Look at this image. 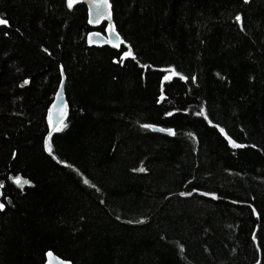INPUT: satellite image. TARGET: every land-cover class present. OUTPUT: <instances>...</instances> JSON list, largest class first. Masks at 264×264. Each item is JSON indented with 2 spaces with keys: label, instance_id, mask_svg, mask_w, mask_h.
<instances>
[{
  "label": "trees",
  "instance_id": "16d2710c",
  "mask_svg": "<svg viewBox=\"0 0 264 264\" xmlns=\"http://www.w3.org/2000/svg\"><path fill=\"white\" fill-rule=\"evenodd\" d=\"M110 2L0 0V264H264V0Z\"/></svg>",
  "mask_w": 264,
  "mask_h": 264
},
{
  "label": "water",
  "instance_id": "95a60500",
  "mask_svg": "<svg viewBox=\"0 0 264 264\" xmlns=\"http://www.w3.org/2000/svg\"><path fill=\"white\" fill-rule=\"evenodd\" d=\"M99 3H101V0H74V3H73V5L84 4L86 6L87 11H88V20L91 18L94 21L91 24L89 23L90 26L93 28V30L90 31L89 33H99V35H94L91 37L89 36V33H88L87 38H86L87 45L89 47L109 46L113 49L119 50L125 42L122 40L120 34L115 29L111 2L110 0H108V6L102 9L105 12V15L100 19L99 23H96L95 20H96L97 11H98L97 4ZM108 13H110L111 15L109 16ZM0 19H3V18L0 17ZM103 23L107 24L105 33L96 29L100 27ZM7 25L8 23L6 25H0V27L7 26ZM109 25H112L114 27L115 34L107 30ZM117 35L119 39H117ZM113 45H119V46L114 47ZM66 80H67V77L65 73L62 72L61 81L59 83L57 92L54 96V100L50 108L49 122L50 121L52 122V124L50 125V133H53L54 131H56L63 125L70 111V106H69V102L67 100V95L65 91ZM52 125H54V127ZM152 128L159 132L168 133V134H171L173 132V130L172 132H168L167 129L161 128L159 126H153ZM16 181H19V180H16ZM3 196H4V185H1L0 186V204L4 205L2 201ZM0 211L1 212L5 211V205L3 209H0ZM0 229H1V223H0ZM49 253H51V255H49ZM61 262H63V264H73L70 260H67V259H64L58 256L53 251L47 252L46 264H61Z\"/></svg>",
  "mask_w": 264,
  "mask_h": 264
},
{
  "label": "snow or ice",
  "instance_id": "6c2138e0",
  "mask_svg": "<svg viewBox=\"0 0 264 264\" xmlns=\"http://www.w3.org/2000/svg\"><path fill=\"white\" fill-rule=\"evenodd\" d=\"M245 2H247V0H245ZM73 3H74V0H67V6L69 8H72L73 6ZM108 6V0H101V3L97 4V16H96V20L95 22L96 23H99L100 19L105 15V12L102 10L103 8H106ZM108 15L110 16L111 14L108 13ZM235 19L239 22L241 20V17L239 15H237L235 17ZM94 21L90 18L88 20V23H93ZM7 24V21L4 20V19H0V25H6ZM108 31H110L111 33L115 34V29L112 25H109L108 26ZM94 35H99V33H89V36H94ZM117 39H119L118 35H117ZM91 42V41H90ZM110 42V41H109ZM114 47H118L119 45H113ZM130 55V52L126 51L123 53V56L124 57H127ZM165 79H167V77H165ZM27 82V81H25ZM52 124V122L50 121V125ZM54 127V125H52ZM144 127L148 128V127H152L151 125H144ZM168 132H172L171 129H167ZM221 131H223V129H221ZM231 144H233V146L235 147H243V145H238L236 144L234 141H229ZM133 171H139V172H144L145 169L143 167H140V168H136V169H133ZM24 183H29L28 181H24ZM85 184L88 183L87 180L84 181ZM180 195H191V193H180ZM205 195H213L214 194H209V193H205ZM4 208V205L3 204H0V209H3ZM49 255H51V253H49ZM61 264H63V262H61Z\"/></svg>",
  "mask_w": 264,
  "mask_h": 264
}]
</instances>
